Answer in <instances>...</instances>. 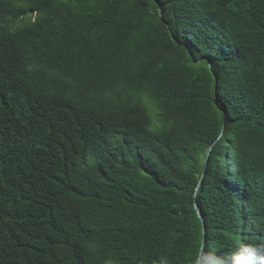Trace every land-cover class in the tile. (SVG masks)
<instances>
[{
  "label": "trees",
  "instance_id": "1",
  "mask_svg": "<svg viewBox=\"0 0 264 264\" xmlns=\"http://www.w3.org/2000/svg\"><path fill=\"white\" fill-rule=\"evenodd\" d=\"M0 264H264V0H0Z\"/></svg>",
  "mask_w": 264,
  "mask_h": 264
},
{
  "label": "rangeland",
  "instance_id": "2",
  "mask_svg": "<svg viewBox=\"0 0 264 264\" xmlns=\"http://www.w3.org/2000/svg\"><path fill=\"white\" fill-rule=\"evenodd\" d=\"M151 112H152V113H154V110H153V109H151Z\"/></svg>",
  "mask_w": 264,
  "mask_h": 264
}]
</instances>
